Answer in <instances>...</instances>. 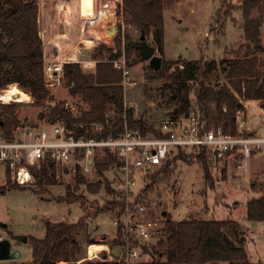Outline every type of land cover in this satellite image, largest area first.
<instances>
[{
    "label": "trees",
    "instance_id": "16d2710c",
    "mask_svg": "<svg viewBox=\"0 0 264 264\" xmlns=\"http://www.w3.org/2000/svg\"><path fill=\"white\" fill-rule=\"evenodd\" d=\"M173 0H121L119 9L125 25L136 31L131 37L127 31L113 40L112 46L98 45L93 50L92 59L98 60L94 74H85L78 64H66L63 67V78L72 98H79L87 109L80 116L72 119L65 112L61 103L53 106L52 95L46 90V75L43 67L42 42L37 29L36 0H0V89L17 85L19 90L29 94L34 105L43 106L49 102L50 115L53 121L64 122L73 127L78 124L90 125L102 123L105 126L103 136L109 132L120 133L126 125L130 130L141 135L161 136L157 127L142 118H135L133 110L124 106V87L121 72L114 70L109 61L124 55L127 67L144 62L139 47L140 37L152 39L153 47L161 57V67L154 72L149 66L151 78L162 81V88L171 95L170 102L178 103L171 113L175 117L181 114L188 116L194 99L196 112L205 123L208 130L220 128L224 134L235 135V115L243 107L238 98L247 101H257L260 107L264 105V47L261 43V28L264 29V1L241 0L237 12L241 17L240 28L245 44L232 53L233 58L220 61L168 62L162 59L163 50V12L170 8ZM221 7L213 20L219 22V30L215 37L224 34L223 21L231 19L235 7L231 0H221ZM256 14V16H253ZM210 30H214L210 25ZM123 41V42H122ZM174 67V70L171 69ZM180 67V68H179ZM221 70L224 83L210 85L209 80L214 72ZM16 105L0 106V129L5 133L13 126L20 124L16 117ZM106 113H111L106 118ZM112 124L109 130L108 124ZM195 158L203 171L204 182L212 187V168L206 151H190V154L178 152L175 159ZM98 165V177L93 182L75 173L73 181L64 188L62 200L67 204L78 203L88 206L86 215L75 223L47 221L41 238L31 237L28 244L31 247L30 263L9 264H58L59 262H78L81 248L76 239L87 230V219L100 214L109 215L111 221L120 217L123 201L116 200V191L111 186L109 165ZM114 161V160H113ZM171 163L166 160L159 167L148 170L143 179L145 186L142 194L145 199L171 176ZM35 186L41 191L48 185L56 184L55 168L47 163L39 170H33ZM9 170H6L4 190L20 188ZM257 187L250 184V190ZM35 191V190H34ZM104 194L102 204L89 203L88 195ZM258 197H252L245 204V216L248 222H264V190ZM163 234L156 238L155 246L149 250L143 247L144 253H149L151 261L145 264H255L249 261L245 248L243 232L237 221L225 220H183L174 222L168 216L162 218ZM88 245L91 244L86 239ZM121 244L119 229L110 243V250ZM160 247V249L158 248ZM81 264H115L112 262L85 261ZM264 264V262H263Z\"/></svg>",
    "mask_w": 264,
    "mask_h": 264
},
{
    "label": "rangeland",
    "instance_id": "374dc122",
    "mask_svg": "<svg viewBox=\"0 0 264 264\" xmlns=\"http://www.w3.org/2000/svg\"><path fill=\"white\" fill-rule=\"evenodd\" d=\"M111 2L109 0H99V3L93 5L94 7L90 6L91 9L88 6V11H85L83 18L88 19L93 16L89 10L96 9L97 6L103 7L104 3L111 4ZM220 2L221 0H177L172 10L165 9L163 12L164 58L162 57V59L168 62L196 60L205 63L210 60L220 61L233 58L234 55L231 54H234L241 45L245 44L243 32L240 28L242 20L239 12L234 11V22L231 19L223 21L224 34L215 37L220 25L219 22L215 24L213 20L221 7ZM231 2L234 6L240 3L239 0H231ZM113 4L111 10L116 12V20H120L125 25L119 9L121 0ZM71 6L72 17L74 22L77 23L79 2L77 0L72 1ZM104 7H107V5ZM86 14H88L87 17ZM253 16H256V14ZM93 19L96 20V17ZM114 25L117 27L116 35L114 32L111 33L110 30L107 33L103 32L101 41H90L87 47L83 49L81 56L83 58L91 57L93 50L100 44L112 46L114 38L119 35L123 40L125 31L131 37H135L136 31H133L131 27H127L128 25H125L124 28L118 22H114ZM210 25L214 30H210ZM81 26L85 33L88 31V35L96 33V23L90 27H85L82 24ZM206 35L209 37L207 38ZM149 38L150 36L147 39L149 40ZM260 39L264 47L263 28H261ZM151 45H153L152 39ZM155 55L160 57L157 52ZM147 66V62H140L129 68V75L126 77L124 85V104L127 108H132L134 117L142 118L158 127L161 121L171 117V113L177 109L178 103L169 101L171 93L162 88V81L151 78L152 74L146 70ZM172 70H174V67ZM222 83H224V77L219 69L213 73L209 84L221 85ZM13 86L17 87L15 84ZM8 88L9 86L3 87L0 91ZM46 90L53 97V106L55 103H61L62 105L65 101H69L79 111L87 109V105L79 98L70 96L65 81L58 88H46ZM27 95L30 97L29 94ZM11 104H15L17 107L15 114L20 124L11 127L8 132L16 130L21 125L50 126L57 122L56 120L53 121L50 115L49 102H46L43 106H36L30 97L29 103ZM244 105L250 125L257 130L261 123L259 117L260 104L257 101H247ZM195 107L192 98L190 112H195ZM260 134L264 136V127L261 128ZM185 154L189 155L190 151ZM175 156L176 151H170L169 159H167L171 163V176L164 184L150 193L147 198L154 212L153 218L162 226L161 220L165 216H168V219L174 222L191 219L203 221L230 219L241 224L246 222L245 227L241 226V229L248 259L252 263L263 264L264 222H247L243 219V216L246 211V202L252 197H258L259 193L264 190V151L253 155L249 160H244L238 156L234 159L227 158L220 169L215 172L212 171V187L204 182L203 171L195 158L175 159ZM238 165L241 168L237 169ZM5 178L6 169L0 164V240H9L11 252H18V258L16 261L0 262V264L30 263L32 254L28 241L31 237L41 238L43 236L44 224L47 221L52 223H75L85 216L88 211L89 205L67 204L62 200L64 188L67 184L72 183L73 176H61L60 174L55 178L56 184L48 185L42 191L37 187H33L35 191L29 189V187L35 186V180L31 186L4 190ZM11 178L13 181V177ZM136 182L135 189L138 191L144 188L146 181L142 182L137 179ZM251 183L256 185V190H250ZM104 198L106 196L102 193L98 195L87 194V199L91 204L94 202L102 204ZM114 235L115 228L112 226L109 215L100 214L95 218L87 219L86 232H83L76 239L82 253L80 260L76 263L70 261L59 262L58 264H81L87 261L88 247L92 245H103L109 250ZM23 237L27 238L25 243L21 242ZM86 239L92 240L90 241L91 244L88 245ZM103 239L105 241H102ZM155 242L156 240L152 239L145 244L149 253L150 249L155 246ZM158 248L160 249V247ZM94 251L89 250V253L92 254ZM149 253L141 252L144 263L151 261ZM98 257L101 258L100 255ZM93 261L102 262L99 259H93Z\"/></svg>",
    "mask_w": 264,
    "mask_h": 264
},
{
    "label": "built area",
    "instance_id": "2783aa9c",
    "mask_svg": "<svg viewBox=\"0 0 264 264\" xmlns=\"http://www.w3.org/2000/svg\"><path fill=\"white\" fill-rule=\"evenodd\" d=\"M111 13L115 22L122 24L124 28L125 25L116 20V12L111 10ZM92 20L93 17H90L87 22ZM89 37L84 36L71 51L60 52L49 59L43 56L45 88L54 89L63 85V67L66 64H78L85 74L95 73L98 60L79 59L88 42L101 41L96 36ZM149 41L151 42V37ZM109 63L114 70L121 72L124 87L129 75L124 56ZM4 91L6 90L0 91V105L18 103L10 100L6 104L1 95ZM238 100L243 109L235 115V135L224 134L220 128L208 130L196 111H191L188 116L181 114L175 117L173 113L169 119L161 121L157 127L161 135L159 137L143 136L126 125L120 133L109 132V135L103 136L105 126L102 123L69 127L64 122L57 121L50 126L21 125L7 133L0 129V164L9 170L18 186L26 187L34 184L33 170H39L47 163L54 166L56 176L61 174L74 177L78 172L93 182L98 177V165L107 163V158L110 157L111 186L116 191V200L123 201L120 217L111 221L112 226L120 231L121 244L115 246L120 247V251L117 257L112 256L107 247L90 254L89 246L86 257L89 261L99 259L115 264H145L141 255L143 247L150 240L161 236L163 231L153 218L152 206L144 198L142 189L136 191V180L145 182L144 174L164 164L173 150L176 154L206 151L214 172L232 155L249 160L253 155L264 151V136L260 134L264 127V109L260 107L261 123L255 130L247 118L244 99ZM61 108L72 119L80 116L81 111L69 101H65ZM110 116L111 113L105 115L106 118ZM107 124V128L111 130L112 124ZM239 168L241 166L238 165L237 169Z\"/></svg>",
    "mask_w": 264,
    "mask_h": 264
},
{
    "label": "crops",
    "instance_id": "0c3cea01",
    "mask_svg": "<svg viewBox=\"0 0 264 264\" xmlns=\"http://www.w3.org/2000/svg\"><path fill=\"white\" fill-rule=\"evenodd\" d=\"M72 1H76V0H36L38 36L42 42L43 56L47 59L54 58L56 54L60 52L73 50V48L77 45V43L81 39H84V36H87L88 38H90L89 36H92L87 34L88 31H86L85 33V30L84 31L82 30L83 27L81 26V24L84 25L85 27H90L91 25H94L96 23V27H95L96 33H94L93 35L96 36L97 38H102L103 32L107 33V31H109L113 26H115L114 25L115 18L111 13V9L114 5L112 3H115V0L113 1L109 0L112 1L111 2L112 5L105 3H104L105 5L103 4V7L108 5L110 11L109 13H105L104 16L102 17L104 21H97L93 19L92 20L93 23L91 21L87 22L89 18L85 20L83 16H85V11L86 12L88 11L87 10L88 6L89 8L90 6L92 7L93 5H95V3L97 2L99 3V0H77L79 2V18L77 23L74 22V19L72 17V6H71ZM176 1L174 0L173 3L171 4V7L168 9L172 10L173 7L175 6ZM99 7L101 6H97L96 9H98ZM234 7H235V11L237 12V6ZM93 11L92 13L94 14ZM101 11H103V9H101ZM87 15L88 14H86V17ZM163 41H164V37H163ZM105 43H110V42L105 41ZM81 55L82 54L79 55V59L81 60L90 59L92 57L91 56L89 58H83ZM162 57L164 58L163 50H162ZM235 157L236 156L233 155L230 156V158L232 159H234ZM243 219L246 220L245 212ZM239 224L240 226L245 227V224L247 223L245 222L243 224L241 223ZM100 250H104V249H100Z\"/></svg>",
    "mask_w": 264,
    "mask_h": 264
},
{
    "label": "water",
    "instance_id": "95a60500",
    "mask_svg": "<svg viewBox=\"0 0 264 264\" xmlns=\"http://www.w3.org/2000/svg\"><path fill=\"white\" fill-rule=\"evenodd\" d=\"M111 33L114 32L116 35L117 33V27L113 26L110 29ZM114 35V36H115ZM140 41L142 42V45L139 47L140 55L144 62L148 63V66L154 71L157 72L161 67V58L156 56V50L151 45V42L147 40L144 36L140 37ZM262 109H264V105L261 106ZM131 110V108H130ZM1 125V123H0ZM164 215V213H163ZM3 228L5 226L2 225ZM27 241L26 237H23L21 239V242L25 243ZM102 241H105L103 239ZM120 251V247H113L110 251L111 255L114 257L118 256V252ZM18 258V252H11V244L9 240L7 239H1L0 240V262H11L16 261Z\"/></svg>",
    "mask_w": 264,
    "mask_h": 264
},
{
    "label": "bare ground",
    "instance_id": "6f19581e",
    "mask_svg": "<svg viewBox=\"0 0 264 264\" xmlns=\"http://www.w3.org/2000/svg\"><path fill=\"white\" fill-rule=\"evenodd\" d=\"M92 7H94V6H92ZM90 9H91V7H90ZM101 9H103V11H101ZM93 10H90V12L92 13ZM93 12L95 13V14L92 13L93 18L96 17L97 21H104L102 19V17L104 16L105 13H109L110 11H109V8L107 5V7H99L98 9H95ZM98 23H100V22H98ZM1 95H2L3 100L6 102V104L10 100L18 102V103H29L30 102V97L27 94H25L23 91L19 90L16 86H13V85L9 86V88L6 91H4V93H2ZM97 249H105V246H103V245L93 246L89 250L90 251L95 250L94 252H98L99 250H97Z\"/></svg>",
    "mask_w": 264,
    "mask_h": 264
}]
</instances>
